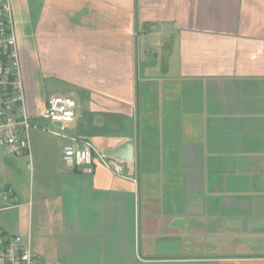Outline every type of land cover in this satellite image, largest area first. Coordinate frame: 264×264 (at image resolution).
Instances as JSON below:
<instances>
[{"label": "crops", "instance_id": "crops-1", "mask_svg": "<svg viewBox=\"0 0 264 264\" xmlns=\"http://www.w3.org/2000/svg\"><path fill=\"white\" fill-rule=\"evenodd\" d=\"M9 1L38 174L0 187L3 235L41 264H264V0ZM71 137L133 159L66 165Z\"/></svg>", "mask_w": 264, "mask_h": 264}, {"label": "built area", "instance_id": "built-area-1", "mask_svg": "<svg viewBox=\"0 0 264 264\" xmlns=\"http://www.w3.org/2000/svg\"><path fill=\"white\" fill-rule=\"evenodd\" d=\"M76 114L75 99L67 95H51L41 116L53 123L60 122L54 133L66 136L67 124L74 120ZM30 127L12 6L9 0H0V147L13 156L27 152ZM71 139L73 142L64 145L62 151L66 165L81 166L90 171L97 159L113 173L123 175L124 165L120 159L98 151L88 139ZM9 195L7 190L2 192L4 200ZM0 264L41 263L20 235L8 238L0 230Z\"/></svg>", "mask_w": 264, "mask_h": 264}, {"label": "rangeland", "instance_id": "rangeland-1", "mask_svg": "<svg viewBox=\"0 0 264 264\" xmlns=\"http://www.w3.org/2000/svg\"><path fill=\"white\" fill-rule=\"evenodd\" d=\"M41 121L45 122L43 119ZM33 163L34 160L29 155H21L18 159H8L7 154L0 147V187L9 183L16 191L30 194L37 187L38 170ZM8 201L6 203H10ZM1 213L8 217L14 216L15 211H2Z\"/></svg>", "mask_w": 264, "mask_h": 264}, {"label": "water", "instance_id": "water-1", "mask_svg": "<svg viewBox=\"0 0 264 264\" xmlns=\"http://www.w3.org/2000/svg\"><path fill=\"white\" fill-rule=\"evenodd\" d=\"M56 124L59 126L60 122H57ZM103 152L113 158L131 161L133 159V142L132 140H127L115 148H106Z\"/></svg>", "mask_w": 264, "mask_h": 264}]
</instances>
